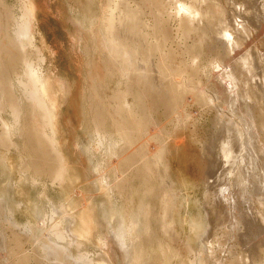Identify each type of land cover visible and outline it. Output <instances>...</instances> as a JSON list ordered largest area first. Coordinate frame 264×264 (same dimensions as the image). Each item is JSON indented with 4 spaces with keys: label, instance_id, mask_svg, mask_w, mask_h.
I'll use <instances>...</instances> for the list:
<instances>
[{
    "label": "rangeland",
    "instance_id": "rangeland-1",
    "mask_svg": "<svg viewBox=\"0 0 264 264\" xmlns=\"http://www.w3.org/2000/svg\"><path fill=\"white\" fill-rule=\"evenodd\" d=\"M205 1L188 2L210 16L193 23L199 32L196 28L185 35L173 14L177 0H0V264L199 263L217 220L206 211L216 187L229 186L225 195L230 204L239 194L237 164L232 162L235 147L230 148L232 160H227L230 150L222 151L228 125L216 129V113L221 117L227 111L222 122H234L221 104L224 90L217 93L223 100L217 101L215 93L222 67L233 66L235 59L221 47L222 39L217 41V24L225 18L233 26L236 19L243 22L251 32L245 39L247 49L264 53V0H252L255 6L243 9L249 12L244 18L234 4L238 1ZM110 19L114 22L107 27ZM18 31L26 36L18 38ZM193 55L200 56L197 72L189 69ZM215 59L223 64L217 71ZM158 63L169 64L170 78L157 74ZM185 67L186 74L176 75ZM170 82L196 91L183 88L184 97L176 99L166 91V86H175ZM198 89L215 96L221 107L217 102L209 104L210 109L201 105ZM39 92L45 94V103L38 100ZM135 144L144 149L141 156L135 155ZM161 152L163 162L153 164ZM164 221L172 223V236ZM230 221L223 227L232 231L228 235L219 226L213 229L224 249H230L223 254L216 248L223 264L236 263H228L231 255L241 256L248 249L246 240L231 239ZM146 227L152 236L148 241ZM143 237L139 246L137 239ZM255 248L263 249L261 244ZM262 251H253L258 262L263 261Z\"/></svg>",
    "mask_w": 264,
    "mask_h": 264
},
{
    "label": "bare ground",
    "instance_id": "bare-ground-1",
    "mask_svg": "<svg viewBox=\"0 0 264 264\" xmlns=\"http://www.w3.org/2000/svg\"><path fill=\"white\" fill-rule=\"evenodd\" d=\"M150 1V0H149ZM160 1V0H159ZM167 1V0H166ZM194 1H197V0H194ZM193 0H192V2H194ZM200 1V0H199ZM203 1H205V0H203ZM209 1H211V0H209ZM235 1H238V2H235ZM234 2V4H235V6L237 7V10H238V12L237 11H235V12H237L238 14H240L239 16L241 17V18H244V17H242L243 15H244V12H247V11H245V10H243V9H249L251 6H255V3L252 1V0H235ZM113 2V1H112ZM144 2V1H143ZM153 2H155V1H153ZM170 2H171V0H170ZM175 2V1H174ZM177 2H178V4H179V6H178V8H177V10H175L176 12L174 13L173 12V14H176V16L178 17H176L177 19H178V21L180 22V24L179 25H182L183 26V30H182V26H181V28L179 29V31L180 32H182V34H184L185 33V35H189L191 32H195V31H197L196 30V28H198V27H195V25L193 24L196 20H198L199 22H201V21H203L202 19H206V20H208L207 18H205L207 15H209L210 16V14H205L204 12V14H202L201 12L202 11H199V9L197 8V9H195L196 8V5H197V3H188V2H191V0L189 1L188 0V2L186 1V0H177ZM206 2V1H205ZM150 3V2H149ZM157 3V2H156ZM165 3V2H164ZM163 3V5H165ZM173 3V2H172ZM200 3H202V2H200ZM204 3V2H203ZM207 3V2H206ZM209 3V2H208ZM212 3H215V2H212ZM116 4V3H115ZM159 4V3H158ZM196 4V5H195ZM199 4V3H198ZM230 4V3H229ZM117 5H118V3H117ZM120 5V4H119ZM151 5V4H150ZM167 5V4H166ZM170 5V4H169ZM201 5V4H200ZM210 5H212V4H210ZM214 5V4H213ZM264 5V4H263ZM121 6V5H120ZM175 6V5H174ZM216 6V5H215ZM157 7H158V5H157ZM176 7V6H175ZM198 7H199V5H198ZM217 7V6H216ZM228 7V6H227ZM116 8H117V6H116ZM120 8V7H119ZM158 9V8H157ZM171 9V8H170ZM218 9V8H217ZM220 9V8H219ZM251 9V8H250ZM128 10V9H127ZM221 10V9H220ZM219 10V11H220ZM255 10V9H254ZM106 11V9L104 10V12ZM115 11H116V9H115ZM117 11H118V8H117ZM122 11V9L119 11V13ZM126 11V10H125ZM124 11V12H125ZM231 11V10H230ZM103 12V13H104ZM112 12H114V11H112ZM111 12V13H112ZM123 12V11H122ZM124 12H123V14H124ZM130 11H128V13H129ZM221 12V11H220ZM219 12V13H220ZM107 13V12H106ZM110 13V12H109ZM109 13H107V14H109ZM110 13V15H112ZM127 13V12H126ZM131 13V12H130ZM163 13V12H162ZM209 13V12H208ZM223 13H225L224 11H223ZM232 13V12H231ZM248 14H249V12H247ZM118 14V13H117ZM122 14V15H123ZM248 14H247V16H248ZM105 15V18H106V14H104ZM103 15V16H104ZM125 15V14H124ZM220 15H222V14H220ZM252 15V14H251ZM109 16V15H108ZM118 16H119V14H118ZM130 16V15H129ZM128 16V14H127V17L126 18H128L129 17ZM132 16V15H131ZM246 16V17H247ZM250 16V15H249ZM259 16V15H258ZM116 18H117V16H115ZM224 17H225V15H224ZM227 17V16H226ZM232 17V16H231ZM109 18V17H108ZM112 18V17H111ZM134 18V17H133ZM132 17H131V19H133ZM212 18V17H211ZM228 18V17H227ZM235 18V17H234ZM248 18V17H247ZM115 19V18H114ZM128 19H130V18H128ZM135 19V18H134ZM239 19V18H238ZM249 19V18H248ZM247 19V20H248ZM118 20V19H117ZM124 20V19H123ZM216 20V19H215ZM231 20H233V19H231ZM241 20V19H240ZM246 20V21H247ZM109 22L107 23V27H111V25L113 24V22H112V20L110 19V20H108ZM152 21V20H151ZM168 21V20H167ZM218 21H220V20H218ZM229 21V20H228ZM235 21V20H234ZM242 21H243V19H242ZM138 22V21H137ZM236 23L234 24V26L233 25H231V24H229V22H227V20H226V18L225 19H221V21H220V23L219 24H217V25H219L218 27H217V31H216V33L215 34H217V39H219V40H217V41H220L221 39H222V41H220V44H221V47L224 49V50H226V54L227 55H230V56H233L234 55V58L235 59H233L234 60V65L233 66H228V65H226V66H228V67H222V69H221V66L223 65L219 60H217V59H215V60H213V63H212V66L216 69V71L217 70H219V69H221V71H222V76H221V78L220 79H222V83H224V87H222V83H221V80L218 78V77H220V76H216L217 77V79H219V84H220V86L218 87V92H216L215 93V96H217L216 98H215V96L214 97H212V96H207L205 93H202V92H200L201 90H199V89H201V88H199L198 86V82H196L195 83V85L197 84V86L196 87H198L199 89V91H198V98H200L201 100V105H202V103H203V106H208L209 107V104H213L214 106H215V102H217V101H219V100H221L222 98H219L218 97V94L217 93H221L220 91H222V90H224V92L227 94V92L229 93V94H225L223 91H222V93H223V95L225 96V98L226 99H222L223 101H221V102H223V103H221L222 105H224V103H225V107H227V110H229L230 111V113H229V116H231L232 118H234V122H232V120H230L229 122L228 121H226V123L224 124V122H222L223 120H221V118L222 119H225L224 118V116H225V114H226V112L227 111H223V114H221V117H219V114H217L216 112V115H218V117L217 116H215V117H217L216 118V120H217V122H216V125H217V130L219 129L220 131L221 130H223V127L225 126V125H228V127L226 128V129H224V130H226L225 132H226V134H227V138H228V141H226L225 142V146H224V148H223V150L222 151H226V149L227 150H230L229 151V153L230 154H228L227 156H228V158H227V160H232L233 158H230L231 156H233V155H231V153H233L232 151H231V149H232V147L234 148L235 147V149H233L234 150V153H235V155H234V160L232 161V162H234V164L236 163L237 164V166H236V170H235V173L234 172H232V171H234V170H232L231 171V174L230 175H233L232 173H234V174H237V177L239 178V181L237 182V190L236 191H238V188H239V194H237L238 196L232 201L231 199V204H230V202H229V196L227 195H225L226 194V192L228 191V189H229V186H228V188L226 187V186H224V185H219L218 187H216L217 189H215V191H214V196H213V198H212V196H211V200L208 202V206L206 207V211L208 212V214H209V217H210V219H211V217L213 216V217H215V219H217V220H215L214 221V223H215V226L214 227H218L219 226V228H221L222 229V231L224 230L225 231V229L223 228L225 225V223L226 224H228L227 223V219L228 218H230V219H232V221H230V223L231 222H233V224H232V229H233V238H231V239H234L236 242H240L241 240H246L247 241V244H248V249L246 250V252L243 254V255H241V256H235L234 257V255H233V257H232V255H231V259H230V262H228V263H232L231 261H235L236 263H234V264H264V53H258L257 51V53H254V52H250L249 51V49H247L248 47H247V39L250 37V35H251V32H249V31H247V29H246V27H245V24H243V22L241 23L240 21L238 22L237 21V19H236V21H235ZM250 22H251V20H250ZM202 23V22H201ZM138 24H139V22H138ZM159 24V23H158ZM166 24H168V23H166ZM247 24H249V23H246V25ZM203 25V24H202ZM130 26V25H129ZM204 27L206 26V25H203ZM125 27V26H124ZM179 27V26H178ZM249 27V26H248ZM22 29V28H21ZM105 29V28H104ZM140 29V28H139ZM154 29V28H153ZM19 30V29H18ZM134 30V29H133ZM178 30V29H177ZM202 30V29H201ZM22 31L24 32V29H22ZM143 31V30H142ZM200 30H199V28H198V32H199ZM118 32V31H117ZM121 31H119V33H120ZM166 32V31H165ZM179 32V33H180ZM197 32V33H198ZM20 34L21 35V33L22 32H20V31H18L17 32V34ZM25 33V32H24ZM108 33V32H107ZM123 33V32H122ZM132 33H135V32H133L132 31ZM153 33V32H152ZM163 33H164V31H163ZM207 33V32H206ZM205 33V34H206ZM258 33V32H257ZM19 34H18V38L20 37H23V35H25V34H23V35H21V36H19ZM109 34V33H108ZM143 34V33H142ZM193 34V33H192ZM200 34V33H199ZM244 34V35H243ZM115 35V34H114ZM130 35H131V33H130ZM137 35V34H136ZM26 36V35H25ZM25 36H24V38H25ZM105 36V35H104ZM126 36V35H125ZM144 37L146 36V37H148L146 34H144L143 35ZM215 36V35H214ZM249 36V37H248ZM150 37H152V36H150ZM24 38H22L23 40H24ZM106 38V37H105ZM118 38V37H117ZM252 38V37H251ZM22 39H20V41L22 40ZM114 39H116V38H114ZM214 39V38H213ZM216 39V38H215ZM214 39V40H215ZM246 39V40H245ZM250 39V38H249ZM171 40V39H170ZM130 41V40H129ZM260 41V40H259ZM19 42V41H18ZM116 42V41H115ZM123 42H125V41H123ZM133 42V41H132ZM136 43V42H135ZM16 44V43H15ZM150 44V43H149ZM200 44V43H199ZM202 44V43H201ZM122 45V44H121ZM129 45V44H128ZM134 45V44H133ZM153 45V44H152ZM197 45V44H196ZM249 45H251V43L249 44ZM107 46V45H106ZM199 47H200V45H199ZM220 47V46H219ZM250 47V46H249ZM135 48V47H134ZM141 48V47H140ZM149 48L151 49V51H153V49H154V46H149ZM148 48V49H149ZM155 48H156V46H155ZM191 48V47H190ZM221 48V49H222ZM109 49V48H108ZM217 49V48H216ZM111 50V49H110ZM150 51V50H149ZM220 51H222V50H220ZM253 51V50H252ZM114 52V51H113ZM157 52V51H156ZM193 52H195V49H192V51H191V53H193ZM153 53V52H152ZM158 53V52H157ZM8 54V53H7ZM113 55V54H112ZM142 55H143V53H142ZM165 55V54H164ZM224 55V54H223ZM257 55V56H256ZM167 56V55H166ZM220 56H221V54H220ZM229 56V57H230ZM167 57H169V56H167ZM166 57V58H167ZM198 58H200V56L198 57H195L194 55L192 56V60H191V64L189 65L190 67H189V69L191 68L194 72H197V70H199L200 68H198V65H199V60L200 59H198ZM225 59V58H224ZM138 60V59H137ZM149 61H151V59L149 60ZM222 61V60H221ZM232 61V60H231ZM139 62V61H138ZM138 64V63H137ZM163 64V65H162ZM208 64V63H207ZM169 65V64H168ZM168 65L166 64V63H158L157 65H156V71H157V74L159 75V74H162L161 76L162 77H164L165 76V78L167 77V79H168V77L170 78V74H169V69H168ZM232 65V64H231ZM113 66V65H112ZM167 68H166V67ZM208 67L206 68V69H203L205 72H206V75L208 74V71H210V70H208L209 69V64L207 65ZM187 67V66H186ZM186 67L183 69V68H179V69H177V72H176V75L178 74L179 75V77H180V74L181 75H183L184 73L186 74ZM212 67V68H213ZM211 68V67H210ZM211 68V69H212ZM214 69V70H215ZM152 70V69H151ZM191 70V71H192ZM115 71V70H114ZM145 72V71H144ZM143 72V73H144ZM148 72V71H147ZM150 72V71H149ZM142 73V74H143ZM212 73V72H211ZM220 73V72H219ZM34 74V73H33ZM121 74V73H120ZM119 74V75H120ZM195 74V73H194ZM215 74H217V73H215ZM109 75V74H108ZM148 75H149V73H148ZM187 75H190L189 74V72H188V74ZM186 75V76H187ZM212 75V74H211ZM210 75V76H211ZM219 75V74H218ZM191 76H193V75H191ZM209 76V75H208ZM213 77V76H212ZM188 78V77H187ZM195 78H197V77H195ZM101 79V78H100ZM149 79V78H148ZM177 79H180V78H177ZM188 79H190V81H191V79H193V78H188ZM213 79V78H212ZM214 79H215V76H214ZM39 80V79H38ZM152 80V79H151ZM159 80V79H158ZM182 80V79H181ZM184 80H186V79H184ZM211 80V79H210ZM180 81V80H179ZM189 81V80H188ZM187 80H186V82H188ZM189 81V83H187V84H189V85H193L194 84V82H193V84L191 83ZM197 81V80H196ZM214 81V80H213ZM215 81H216V79H215ZM154 82V81H153ZM159 82V81H158ZM166 82V81H165ZM169 82V81H168ZM176 82V81H175ZM175 82H173V84L175 83ZM178 82V81H177ZM27 83V82H26ZM181 83V82H180ZM200 83V82H199ZM217 83V82H216ZM215 83V84H216ZM169 84V83H168ZM170 84H172L171 82H170ZM172 84V85H173ZM178 84V83H177ZM182 84V83H181ZM185 82H184V85L186 86L187 85ZM218 84V83H217ZM142 85V84H141ZM175 85V84H174ZM188 85V86H189ZM28 86V85H27ZM42 86V85H41ZM162 86V85H161ZM179 86V85H178ZM178 86H171V85H168V86H166V91H168L167 93H168V96H171V97H174V98H179V97H181L180 95H182L183 97H184V95H183V93L181 92V90L184 88V86H183V88L181 89V86H180V89H178L177 87ZM33 87V86H32ZM146 87V86H145ZM176 87V88H175ZM189 87H191V86H189ZM189 87H187L188 88V90H186L187 92H189L190 90H189ZM193 87H194V85H193ZM193 87H192V91H190V92H195L196 90H194L193 91ZM195 87V88H196ZM204 87V86H203ZM149 88V87H148ZM187 88H184V90L185 89H187ZM213 88H217V86L216 87H213ZM222 88H224V89H222ZM38 89V88H37ZM41 89H42V92L43 93H45V87H41ZM197 89V88H196ZM184 90H182V91H184ZM204 90H206V89H204ZM209 91V90H208ZM215 91V90H214ZM40 93V92H39ZM37 93V96H38V100L42 103V100H43V97L45 96V94H43V93ZM157 93V92H156ZM161 93V92H160ZM182 93V94H181ZM208 93H210V92H208ZM191 94V96H192V93H189V95ZM196 94L197 93H195V96H196ZM162 95H163V92H162ZM187 95V94H186ZM222 95V96H223ZM159 96V95H158ZM164 96V95H163ZM167 96V97H168ZM188 96V95H187ZM220 96V95H219ZM194 97V96H193ZM192 97V98H193ZM138 98V97H137ZM163 98H165V97H163ZM188 98H190V96L188 97ZM195 99H196V97H194ZM213 98H215L217 101H215ZM173 99V98H172ZM174 100V99H173ZM190 100H192L191 98L189 99V101ZM44 101V100H43ZM167 101V100H166ZM193 101V100H192ZM170 102V101H169ZM172 102H174V101H172ZM187 102H188V100H187ZM40 103V104H41ZM44 103H45V101H44ZM168 103V102H167ZM218 103H220V102H217V104ZM174 104H175V102H174ZM182 105V104H181ZM219 105V104H218ZM211 106V105H210ZM220 106V105H219ZM47 106H45L44 108H46ZM132 107V106H131ZM138 107V106H137ZM221 107V106H220ZM220 107H218V108H220ZM167 108H168V106H167ZM205 108V107H204ZM213 108V107H212ZM217 108V107H216ZM217 108V109H218ZM48 109V108H47ZM209 109H210V107H209ZM46 110V109H45ZM122 110V109H121ZM139 110H141V109H139ZM220 110V109H219ZM218 110V111H219ZM42 111V110H41ZM128 111V110H127ZM46 112H48L47 110H46ZM138 112V111H137ZM48 113H50V112H48ZM52 113V112H51ZM50 113V114H51ZM172 113V112H171ZM220 113H222V112H220ZM47 114V113H46ZM49 114V115H50ZM130 115H131V113H130ZM130 115H128V118H129V120L128 121H130L131 123H133V119H132V117L130 116ZM228 115V114H227ZM47 116V115H46ZM144 116V115H143ZM51 117V116H50ZM146 118V117H145ZM138 119V118H137ZM51 120V119H50ZM126 120V119H125ZM50 122V121H49ZM129 122V123H130ZM144 122V121H143ZM151 122V121H150ZM130 123V124H131ZM153 122H151V124H152ZM221 123H222V125H223V127H222V125H221ZM146 124V123H145ZM149 124V123H148ZM123 125V124H122ZM132 125V124H131ZM51 128H53L52 127V123H51ZM136 128V127H135ZM141 128V127H140ZM22 129V128H21ZM216 130V131H217ZM51 132H52V134L54 135V137H52V139H51V141L53 140V142H55V133H54V129H51ZM137 133L140 135V132L138 131V129H137ZM137 133H136V135H137ZM216 133V132H215ZM221 133V132H220ZM152 135H153V133H151ZM222 134H224V133H222ZM144 135V134H143ZM157 135V134H156ZM221 135V134H220ZM159 136V135H158ZM213 136V135H212ZM217 136V135H216ZM43 137V136H42ZM220 137V136H219ZM223 137V136H222ZM139 138H140V136H139ZM217 138V137H216ZM225 138V137H224ZM43 139V138H42ZM45 139V138H44ZM43 139V140H44ZM135 139V138H134ZM158 139V138H157ZM232 140V141H230V140ZM129 140V139H128ZM218 140V139H217ZM124 141H125V139H124ZM156 141V140H155ZM211 142H213V141H211ZM232 142H234V144L232 143ZM124 144V143H123ZM133 144V143H132ZM131 144V145H132ZM155 144V143H154ZM129 145V144H128ZM127 145V146H128ZM145 145V144H144ZM135 146H136V150H135V155L136 156H138V155H140L141 154V152L144 150L143 149V147H142V145H141V148L143 149L142 151H140V149L139 148H137L138 146L135 144ZM133 147V146H132ZM217 147V146H216ZM146 148V147H145ZM231 148V149H230ZM237 148H238V151L239 152H237ZM225 149V150H224ZM221 150V149H220ZM157 151H159L160 152V150H157ZM215 151V150H214ZM213 151V152H214ZM226 152H228V151H226ZM148 153V152H147ZM154 153H156V152H154ZM218 153V152H217ZM224 153V152H223ZM143 154V153H142ZM141 154V155H142ZM149 154V153H148ZM153 154V153H152ZM225 154V153H224ZM140 155V156H141ZM157 155V154H156ZM223 155V154H222ZM144 156V155H143ZM154 156V155H153ZM226 156V157H227ZM222 157V156H221ZM225 157V156H224ZM225 157V158H226ZM162 152L160 153V154H158L157 155V157L155 158V160H154V162H152L153 164H157V165H159V163H162L163 161H162ZM141 160H144V159H141ZM150 160V159H149ZM225 160V159H224ZM145 161V160H144ZM229 162V161H228ZM125 163V162H124ZM139 164V163H138ZM144 164V165H143ZM142 165L145 167V166H147L148 167V164L147 165H145L146 163L144 162ZM232 164V163H231ZM234 164H233V166H234ZM126 165V164H125ZM221 166V165H220ZM232 166V165H231ZM130 167V166H129ZM225 167V166H224ZM133 168V167H132ZM217 168V167H216ZM124 169V168H123ZM131 169V168H130ZM148 169H146V171H147ZM217 170V169H216ZM227 170V169H226ZM225 170V171H226ZM131 171L132 172H134V170H132L131 169ZM145 171V172H146ZM149 171V170H148ZM215 171V170H214ZM229 171V170H228ZM228 171H226V172H228ZM136 172V171H135ZM142 173V172H141ZM147 173V172H146ZM145 173V174H146ZM218 173V172H217ZM216 173V174H217ZM230 173V172H229ZM148 174V173H147ZM154 174V173H153ZM219 174V173H218ZM132 175V174H131ZM136 175V174H135ZM140 174H138V176H139ZM126 176V175H125ZM141 176V175H140ZM163 175H161L160 176V178H161V182H162V185L164 186V185H166L167 186V179H166V176L163 178L162 177ZM212 176V175H211ZM220 176V175H219ZM130 177V176H129ZM157 177V176H156ZM214 177V176H213ZM132 178V177H131ZM136 178V177H135ZM141 178H143V177H141ZM221 178V177H220ZM220 178L218 179L219 181H221L220 180ZM125 179V178H124ZM145 179H147V177L145 178ZM149 179V178H148ZM147 179V180H148ZM151 179V178H150ZM152 179H153V177H152ZM157 179V178H156ZM237 179V178H236ZM236 179H234V181H236ZM144 180V179H143ZM155 180V179H154ZM122 181H124V180H122ZM129 181V180H128ZM216 181H217V178H216ZM225 181H227V180H225ZM125 182V181H124ZM123 182V183H124ZM130 182V181H129ZM140 182V181H139ZM218 182V181H217ZM231 182V181H230ZM122 183V182H121ZM143 183V182H142ZM145 183V182H144ZM219 183V182H218ZM153 184V183H152ZM222 184V183H221ZM224 184H226V183H224ZM232 184H233V182H232ZM120 185V184H119ZM140 185H141V182H140ZM148 186V184H145V186ZM121 186V185H120ZM126 186V185H125ZM232 186V185H231ZM230 186V187H231ZM233 187H234V184H233ZM235 188V187H234ZM169 190V189H168ZM227 190V191H226ZM232 190V189H231ZM230 190V191H231ZM233 191V190H232ZM165 192V195H163L164 197H163V199H165L166 200V198H167V196H169L168 195V193L166 192V191H164ZM235 191H233V193H234ZM126 193V192H125ZM231 193V192H230ZM229 193V194H230ZM232 193V194H233ZM228 194V193H227ZM236 194V193H235ZM161 197V196H160ZM229 197V198H228ZM171 199V198H170ZM168 201H169V199H168ZM227 203V204H225V203ZM171 203V202H170ZM223 203L225 204L224 206H225V208H226V205L227 206H229L230 208H229V210L227 209H225L224 208V206H222L223 207V210L221 211V210H219V206L220 205H223ZM163 204H164V202H163ZM170 205V204H169ZM233 206V207H232ZM165 209V208H164ZM142 210V209H141ZM239 211V212H237L238 213V216L236 215L235 216V213H234V211ZM61 211V210H60ZM145 211V210H144ZM169 211H171V209L169 210ZM168 211V212H169ZM235 211V212H236ZM166 212V211H165ZM63 213V212H62ZM141 213H143V212H141ZM61 214V213H60ZM167 213H165L164 215H166ZM69 219V218H68ZM72 219V218H71ZM129 219V218H128ZM127 219V220H128ZM70 220V219H69ZM68 220V221H69ZM73 220V219H72ZM72 220H70V221H72ZM126 220V221H127ZM140 220V219H139ZM212 220V219H211ZM69 221V222H70ZM129 221V220H128ZM141 221V220H140ZM137 222V221H136ZM214 223H213V221H212V224L214 225ZM229 223V224H230ZM69 224H71V223H69ZM72 224H74V222L72 221ZM71 224V225H72ZM134 224H135V222H134ZM133 224V225H134ZM164 224H165V226L166 227H168V229L169 230H166L168 233H170L171 235L170 236H172V233H173V228H172V223L171 224H166V221H164ZM228 227L229 226H231V225H227ZM214 227L211 229V230H209V239H208V237L206 238V241H204L205 242V244H203L204 245V251H202V252H204L203 254V256L202 257H200V259H199V263L198 264H223V259L222 258H220V256L219 257H217V252H216V248H218L219 250L218 251H220L221 253H223V254H226V252H228L227 250H225L224 249V245L222 246V241L221 240H219L218 238L216 239V237L214 236L215 234L213 233V229H214ZM227 227V228H228ZM130 228V227H129ZM131 228H132V225H131ZM147 228V227H146ZM205 228V227H204ZM226 228V229H227ZM229 229H230V227H229ZM131 230V229H130ZM215 230V229H214ZM228 230V229H227ZM231 230V229H230ZM80 231V230H79ZM128 231V230H127ZM132 231V230H131ZM229 231V230H228ZM222 232L223 233V235L225 236V235H228L229 233H231V232ZM234 232H235V234H234ZM129 234L130 232H126V234ZM132 233H133V231H132ZM207 233H208V231H207ZM206 234V233H205ZM208 235V234H207ZM234 235H235V238H234ZM221 236V235H220ZM129 237V236H128ZM137 237V236H136ZM152 236H151V234H150V229L149 228H147V231L145 230V238L147 239V241H148V238H151ZM231 237H232V235H231ZM259 237H261V238H259ZM227 238V237H226ZM144 239V237L143 238H138L137 240H139V241H137V244L139 243V246H141V243L144 241L143 240ZM229 239V238H228ZM135 240V239H134ZM225 240V239H224ZM230 240V239H229ZM128 241H131V239L130 240H128ZM136 241V240H135ZM146 241V242H147ZM231 241V240H230ZM229 241V242H230ZM226 242V241H225ZM228 242V243H229ZM16 243V242H15ZM129 243V242H128ZM136 243V242H135ZM235 243V242H234ZM243 243V242H242ZM20 244V243H19ZM259 244H261V246H262V248L263 249H261V250H263L262 252H263V261L261 262V261H257V260H255V258H254V253H253V251L254 252H260V251H256V246L257 245H259ZM8 245V244H7ZM142 245H144V244H142ZM13 247V246H12ZM135 247H136V245H135ZM8 248H9V246H8ZM19 248V247H18ZM131 248V247H130ZM232 248V247H231ZM236 248V247H235ZM7 249V248H6ZM10 249V248H9ZM227 249V248H226ZM238 249V248H237ZM135 251V250H134ZM139 252V251H138ZM7 253H10V251L9 252H7ZM20 253V252H19ZM133 253V252H132ZM137 253V252H136ZM229 254H230V251L228 252ZM23 254V253H22ZM234 254H235V249H234ZM238 254V253H237ZM256 254V253H255ZM260 254V253H259ZM262 254V253H261ZM15 255V254H14ZM25 255V254H24ZM136 255V254H135ZM143 255V253L141 252V256ZM20 256V255H19ZM140 256V255H139ZM140 256V257H141ZM148 256V255H147ZM136 257H137V259H138V255H136ZM139 257V258H140ZM133 258V257H132ZM135 258V257H134ZM142 258H143V256L140 258V260H142ZM32 259V258H31ZM146 259V258H145ZM18 260V259H17ZM25 260V259H24ZM139 259H138V261H140ZM135 261H136V259H135ZM145 261V260H144ZM143 261V262H144ZM228 261V260H227ZM137 262V261H136ZM9 263V262H8ZM18 263H19V261H18ZM195 264H196V262H195ZM225 264H227V263H225ZM233 264V263H232Z\"/></svg>",
    "mask_w": 264,
    "mask_h": 264
}]
</instances>
